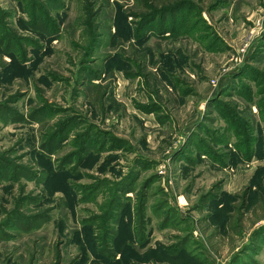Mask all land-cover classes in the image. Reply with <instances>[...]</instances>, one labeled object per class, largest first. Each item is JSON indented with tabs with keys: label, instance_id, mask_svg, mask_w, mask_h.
Listing matches in <instances>:
<instances>
[{
	"label": "rangeland",
	"instance_id": "obj_1",
	"mask_svg": "<svg viewBox=\"0 0 264 264\" xmlns=\"http://www.w3.org/2000/svg\"><path fill=\"white\" fill-rule=\"evenodd\" d=\"M0 264H264V0H0Z\"/></svg>",
	"mask_w": 264,
	"mask_h": 264
},
{
	"label": "trees",
	"instance_id": "obj_2",
	"mask_svg": "<svg viewBox=\"0 0 264 264\" xmlns=\"http://www.w3.org/2000/svg\"><path fill=\"white\" fill-rule=\"evenodd\" d=\"M174 4L175 5L169 3L167 8H165L164 11H166V13L169 14L168 9H170V8H173L174 10L178 9V7H179L178 4H176V3H174Z\"/></svg>",
	"mask_w": 264,
	"mask_h": 264
},
{
	"label": "built area",
	"instance_id": "obj_3",
	"mask_svg": "<svg viewBox=\"0 0 264 264\" xmlns=\"http://www.w3.org/2000/svg\"><path fill=\"white\" fill-rule=\"evenodd\" d=\"M247 45V44H246Z\"/></svg>",
	"mask_w": 264,
	"mask_h": 264
}]
</instances>
